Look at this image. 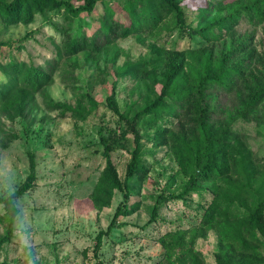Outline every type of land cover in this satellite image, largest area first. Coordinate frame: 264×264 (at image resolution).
Returning <instances> with one entry per match:
<instances>
[{
    "label": "rangeland",
    "instance_id": "rangeland-1",
    "mask_svg": "<svg viewBox=\"0 0 264 264\" xmlns=\"http://www.w3.org/2000/svg\"><path fill=\"white\" fill-rule=\"evenodd\" d=\"M180 1L185 11L182 25L166 4L157 3L154 13L139 14L135 23L125 10V0L101 1L94 11L77 18L63 8L37 12L28 23H8L0 15V82L7 81L2 66L10 62L41 67L51 75L44 89L30 90V95L19 92L0 109V186L15 185L17 190L34 175V186L19 198L26 201L33 221L41 264H99V259L104 264H181L176 261L178 253H169L162 241L167 233L178 231L186 232L196 264H226V260L264 264L260 232L255 237L244 230L236 235L226 232L225 222L218 227L204 219L215 199L213 184L223 185L220 208L233 225L264 192V99L241 115L245 87L264 75V19L254 11H241V4L256 0H217L225 2L223 13L233 9L241 13L230 30L207 39L189 30L211 24L218 5ZM262 3L255 5L264 10ZM74 36L94 37L97 44L71 51ZM209 52L213 61L230 54L229 65L241 70L232 87L212 84L205 91L210 123L215 129L230 128L233 139L251 151L258 179L246 178L238 164L232 176L200 180V191L162 204L158 219L150 221L158 195L177 196L185 189L190 170L187 151L198 144L196 114L187 110L186 100L171 95L168 104L180 108L178 115L157 123L145 115L136 123L145 168L130 180L133 211L117 220L96 253L97 235L108 229L124 201L118 188L102 185L107 167L102 138L110 140L111 161L121 182L135 148L134 135L109 107L108 97L132 119L159 94L167 58L183 53L190 80L196 78L190 65L197 68ZM241 184L247 190L237 195ZM8 226L0 205V236ZM172 240L167 241L173 245ZM0 264H20L12 239L1 248Z\"/></svg>",
    "mask_w": 264,
    "mask_h": 264
},
{
    "label": "trees",
    "instance_id": "trees-1",
    "mask_svg": "<svg viewBox=\"0 0 264 264\" xmlns=\"http://www.w3.org/2000/svg\"><path fill=\"white\" fill-rule=\"evenodd\" d=\"M78 1L79 2L75 3L74 0H12L10 2L0 0V15L3 17L4 21L8 23L19 20L28 23L37 12L60 10L63 8L69 17L77 18L82 13H91L97 7V4L104 0ZM125 2V10L131 17V21L138 22L139 14L141 13L147 11L154 13V10L158 6L156 5L157 3L159 5L166 4L175 14L178 23L181 25L185 24V11L180 0H125ZM256 2H264V0H256L253 4H241V11H254L260 19H264V10L261 9L260 6L255 5ZM209 3L211 6L218 5L217 17L207 26L199 29L194 27L190 28L189 32L191 35H200L207 39L214 35L217 38L221 30H230L237 17L240 16L241 11L235 9L223 13V10L226 9L224 7V1L207 0V4ZM262 5H264V3H262ZM106 8L107 11H112L111 7ZM140 9L142 12L138 11ZM70 43V50L78 51L79 49L88 47L89 44L96 45L97 41L94 37L89 39L86 36L81 38L74 36ZM230 57L231 55L227 54L218 61H213L211 52H209L203 61L198 62V67L201 64L199 69L195 67L196 64L190 65V71L196 75V78L189 80L185 69L188 63L186 62L184 54L181 53L173 57L170 56L166 59V68L162 72V79L160 81L161 90L159 94H157L152 102L147 103L142 110L135 112L132 119L127 114L121 112L112 96L108 97L109 107L126 123L129 131L134 135L135 148L132 152L131 160L127 165L125 178L121 182L111 161V147L108 144L110 140L102 138L105 144L104 153L107 158V167L102 175V185L108 186L110 190L118 188L123 193L124 201L117 207L108 229L106 231H100L97 235L95 244L96 253H98L102 246L104 235L108 234L112 228L117 225V220L121 216H126L133 211L132 207L129 205L131 197L130 180L145 168L141 160L142 152L136 123L145 115L153 116V123L161 119H166L165 117L168 116L178 115L177 111L180 108L168 104V99L171 95H174L177 100H186V106L188 105L187 110L196 114L195 123L199 131V137L197 139L198 144L195 149H189L187 151L189 156L188 169L190 168V170L185 189L177 196H166L165 194L158 195L152 209L150 221H156L158 219V212L162 204L167 203L173 197L184 198L186 194H190L193 191H200V180L213 179L214 181H222L227 176H232L236 172L235 169L238 164H240L241 173H243L246 178L253 181L258 179L259 169L255 160L252 158L251 151L242 142L233 139L230 128L215 129L210 123V105L205 91L212 84L230 88L235 84V78L239 77L241 73L239 66L229 65L228 60ZM10 63L11 64L4 67L2 66V71L4 76L7 77V81L0 82L1 110L5 109V105L8 102L15 100L17 93L23 92V94L30 95V90L39 91L44 89L51 78L47 70L41 67H34L33 65L27 67L24 63H22L20 67L16 62ZM135 66L134 64L132 65V67ZM245 88L248 92L244 94L245 98L241 99V102L244 101V108L241 115H247L253 107L264 99V75L261 79L257 78L254 84H250ZM35 180L34 175L31 174L26 182L16 190L17 196L21 197L26 191L30 190L34 186ZM263 185L264 184L261 186L264 187ZM222 188L223 185L221 183L216 185L213 184L212 191L215 195V199L210 204V208L206 211L204 219L211 224L218 223V227L225 222L226 232L232 231L236 235H241L244 230L254 237L260 232L264 238V192L259 197L255 198V202L252 207L249 208L248 214L243 217L242 221L237 225H233L230 218L224 217L220 208L222 203L220 200ZM246 190L247 186L241 184L235 191L237 195H240ZM222 217H224L223 220ZM171 237L173 238V245L176 244L175 246L167 241L168 238ZM185 237L186 232H170L166 234L162 241L169 253L171 251L175 254L178 253V256H176L177 262L179 260L181 264H185V262L188 261V264H190L189 260H192V264H196V262H194L195 255L192 254V247ZM225 237L226 239L229 238L228 236ZM11 239L9 222L6 232L4 235L0 236V251L3 245ZM169 257L171 256L169 255ZM232 263L233 262L226 260V264ZM99 264L104 263L99 259Z\"/></svg>",
    "mask_w": 264,
    "mask_h": 264
},
{
    "label": "clouds",
    "instance_id": "clouds-1",
    "mask_svg": "<svg viewBox=\"0 0 264 264\" xmlns=\"http://www.w3.org/2000/svg\"><path fill=\"white\" fill-rule=\"evenodd\" d=\"M0 205L10 222L11 238L19 254L20 264H41V253L34 242L33 221L27 203L17 196L15 185L0 186Z\"/></svg>",
    "mask_w": 264,
    "mask_h": 264
}]
</instances>
